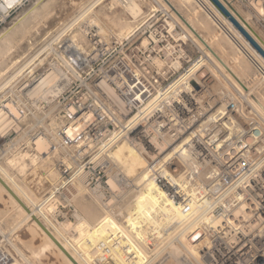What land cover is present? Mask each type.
Returning <instances> with one entry per match:
<instances>
[{"label":"built area","instance_id":"built-area-1","mask_svg":"<svg viewBox=\"0 0 264 264\" xmlns=\"http://www.w3.org/2000/svg\"><path fill=\"white\" fill-rule=\"evenodd\" d=\"M28 1L0 0V26ZM135 1L141 6L149 2ZM231 1L249 11L245 21L264 45V0L227 1L233 9ZM197 2L204 6L202 0ZM163 11L167 16L168 11ZM159 12L153 7L141 15L137 37L134 33L107 41L97 36L89 40L93 51L74 55L64 48L68 53L65 79L71 85L78 82L68 102L75 113L66 110L64 114L68 120L75 115L81 120L73 125V136L65 135L69 127L58 134L57 144L79 149L76 146L81 143L94 145L99 135L104 140L98 145L103 147L114 139L119 126L121 135L146 156L151 180L192 218L195 264H264V150L260 149L264 148V125L256 118L232 132L226 124H238L237 106L247 100L237 89L241 100L226 90L217 94L209 71L192 73L196 62L184 69L181 40L170 26L158 39L151 37L147 31ZM139 34L143 39L138 41ZM244 53L255 78L264 85V62L249 50ZM214 106L221 108L203 123ZM167 147L172 148L170 159H157ZM170 165L175 172L171 173ZM78 167L79 176L86 174L87 187L101 188L102 204L107 196L116 195L100 176L101 169L96 174L89 172L87 162ZM202 170L212 171L206 183L200 176ZM116 179L120 193L129 188L130 180L121 175Z\"/></svg>","mask_w":264,"mask_h":264},{"label":"rangeland","instance_id":"rangeland-1","mask_svg":"<svg viewBox=\"0 0 264 264\" xmlns=\"http://www.w3.org/2000/svg\"><path fill=\"white\" fill-rule=\"evenodd\" d=\"M61 1L64 2L65 0ZM73 1L74 0H66L65 4H63L67 7H64L62 2H60L59 0H29L21 9L12 14L6 20V22L0 26L1 36L4 30L13 26L16 22L19 21L20 18V20H22L25 17L26 29L24 28V33H21L18 36L16 42L19 45V43H21V41L24 39V43L22 42L20 44L22 45V47L20 45L19 47L16 44L18 48L17 46H15V49L13 48V51L10 50V53L6 52L7 56L5 55V58L3 57V60L0 63V101L3 99L13 100V102L16 103L20 109L25 110L26 115L25 119L21 122L23 130L21 132L10 131L3 138V142L0 143V170L10 179H12L13 184H15V186L19 188L20 193L22 192L23 196L20 193L18 194H20L22 197H24V194H26L28 197L35 198L37 206L35 210L38 212L39 218H41L42 222L49 229V231L55 234L57 239L61 243L65 244L69 251L73 252V254L76 255L80 263L116 264V262H118L117 264H182L181 259H179L178 257H166L167 252L160 254L158 257H155L153 261L149 262L151 258L147 257V253L154 247V245L156 244L155 240L158 239V237L154 235V229L151 221H154L157 218H162L164 220V224L162 225V227L163 231L166 234L174 230L178 223L172 221V219L170 218L171 211L169 206L165 205L163 201L156 200L151 197L149 198V189L151 188V184H153V182H149L148 180L143 182V178L135 182L134 176L130 174V177L128 176L126 178L128 180L132 179L129 182V188L124 189L123 193H120L121 190L118 186L119 184L116 182V178L121 174L124 176V173L117 166H115L114 163L112 164L105 154L107 153V147L110 148L112 146L110 149L113 148V145H115L113 144L115 140L116 144L117 141L120 142L123 140V138H121L123 137L121 135L122 129L119 126H117L115 129L113 140H111L108 144L105 143L103 147H99L100 145L98 144L100 143L95 144V141L94 145H92V147L86 153H83L81 149H76L74 147L65 149L58 146L57 144V146L60 147L58 148L59 153L54 156L50 155L52 158H50V160L48 159L46 163L48 161L49 162L47 164L44 163L43 166L40 164L41 162H32L30 160L27 161L23 169L5 165V161L7 158H11L18 153L28 151L29 153H33L31 154L32 156L35 154L31 146L29 145V139H31L30 137H33L34 133L37 130L43 131L45 129L44 126H49L52 120H54L55 123H60L59 121L63 120V114L66 111V108L69 106L68 102L72 95V91H75V86L78 82H73L72 85L69 84V86L71 85V88L67 86L68 88H64L62 92H55V96H53V94H48L47 98H38L33 105L28 104L27 101H23L20 99L17 92L18 86L21 83L29 82L32 77L40 73L41 70L49 64L59 67L63 71V73H66L64 68H66L65 60L68 53L64 52L63 43H65L66 41L68 42V40L70 41L74 35L77 36V42H79V45H82V49L85 50L84 52L87 53L93 51L94 44H92L88 40L84 29V26L92 23V20L93 22L94 20L100 21L105 26V28L110 31L107 32L108 35L106 37L101 36L107 41H112L114 39L119 40L121 38L131 36L135 33L134 30L141 25V22H143L142 20H140V17L134 21L133 18L123 10V7L120 4H117L114 10L108 11L109 0H100L99 2L98 0H78L79 3L77 2V0H75L76 5ZM58 2L59 4L61 3L60 7ZM71 2L75 7L71 4ZM166 3L171 4L173 11L181 18L186 28L177 18V16L172 13L170 7ZM33 7L36 8L29 14L28 11ZM153 7L157 8V10H159L161 13L159 12L153 17L151 28L148 29L147 33H149L151 37L158 39L160 34L168 30V26H170L171 30L175 31L181 40L178 41V43H181L183 48V59L181 60V64L184 69L190 67L197 60H200V64H204L202 70L205 69V71H209L212 75L213 73L218 75V70L220 69L222 70V72H224L221 65L217 64L218 62H216L212 57H209V50H207V48L199 41L200 38L202 39L206 37V31L199 27V23H206L210 17L207 16L208 14H205L202 9L195 4V2H192L190 5L187 4L186 6H179L176 3V0H149L147 4L140 6L142 11H144V15L148 14ZM47 9L48 11L51 9L49 13ZM233 9L239 11V13H241L243 16L249 18V11H247L246 9H243L238 5ZM37 10H40V13H44V16ZM55 10H58V13ZM163 10L168 11L167 16ZM45 11L47 16L45 15ZM194 11L197 12L193 14ZM51 12L53 15L51 17H48L49 15H51ZM80 12H82V14L84 13L85 16H82L83 18L79 19L80 21L78 20L77 24H73L70 30L69 26L71 25V21L74 23L76 21V18L78 19L77 15H79ZM87 12L89 15L87 14ZM59 13H61V15ZM38 14L40 17L42 15V17L40 18L41 24L38 19ZM103 14L106 17L108 15L109 18L102 16ZM50 18H52L51 22H49ZM89 18H92V20H89ZM119 18L123 21H132L131 29L124 32V37H119L117 27L115 28L110 21L111 19L118 20ZM35 19L39 21L37 24V21L34 23L36 24V26L33 24V21H35ZM43 20H46L45 23ZM107 20L108 22H106ZM29 23H31V26H29ZM213 23L209 22L210 29L217 30L216 25ZM38 24H40V27L38 26ZM44 24L45 26H43ZM32 25L35 26V29H33L34 26ZM30 27L32 28V30L30 29ZM44 27L45 29H43ZM26 30L29 34L26 33ZM77 31L80 35L81 33H83L82 36H78ZM30 33L33 34L30 35ZM189 33L195 40L192 39ZM24 34H27L29 36H25ZM136 34L137 32L133 36H136ZM221 35V45L223 44L227 50V53L224 57L226 60H229L233 52L226 43V40L228 41L227 36H225V34ZM138 37V41L140 39H143L142 37H140V34ZM2 41L3 39H0V44ZM212 47L214 49V52L219 51L218 44L214 43L212 44ZM206 55H208V57H205ZM12 56L15 57L13 58ZM206 58H212L213 60L211 59V61H209ZM241 58L242 59H240L239 63L234 64V68L240 72V77H243L241 80L246 81L243 82L247 84L246 89L242 85L240 86L238 83H236V81L232 77H229L228 74H225V81H223L222 77L220 78L219 76H215L218 80L220 79L225 84H223L222 86H225V88L227 86V89L225 90L232 92L238 100H241V98L238 95L236 89L243 93L244 98H246L247 100V102L241 100L242 105H240V111L243 115V121L247 122L252 119L256 120V118H258L259 121L261 120L262 122H259L260 124H258L264 125V113H261L263 112V110L259 108L256 103V99L257 101H262L264 99V85L261 83L259 84V86L255 85L250 87L252 85L251 80L255 78L254 71L249 61L244 56H241ZM194 71L195 69L193 70V72ZM211 71L214 72L212 73ZM1 72L4 73L2 74ZM73 77H75V75H73ZM217 79H215V82H219L217 81ZM222 90L224 91V89H221V91ZM262 102L264 103V101ZM45 131L46 130H44V132ZM45 134L47 136L49 135L47 132H45ZM49 138L53 137H51L50 135ZM54 141L57 142V137L53 138V140L51 139V142L53 144L56 143ZM80 150L82 153L79 152ZM262 157H264V154ZM64 159L66 161V165L63 164V166H60V161ZM108 160L109 162H107ZM80 162H87L89 164L90 168H86V170L89 172L96 174L98 173L99 169H101L100 176L103 175L104 182L108 181L110 177L109 175L112 174V177L113 179H115V183L118 189L116 191L113 190L114 192H116V195L107 196L106 199L107 201L112 199L115 201L116 210L114 213H110L106 210L105 207H107V201L104 203L105 205L102 204L101 200L96 198L94 196V193L90 191V187L86 188L87 190H85V188H83L79 184L78 179L81 175L79 176V172L77 171L79 169L78 165L80 164ZM102 162L104 164H102ZM94 164H96L98 168L94 169ZM66 166H69V170L67 169V171L65 172L64 169ZM50 172H55L56 174H54V176H51L52 173L50 174ZM48 173L49 175H47ZM84 175L86 176V174ZM75 180L77 182H75ZM72 181H74L77 185L79 184V187L81 186L84 190L83 192H81L82 194L79 193L80 195L78 194L77 196L71 198L68 197L64 191L65 187H67ZM4 196V191H1L0 250L5 252L9 251L12 254L14 252L13 245H15L17 246V248L25 252L27 256L31 257V250L37 247L39 243V236H36L37 234L35 232L33 233L31 229H23L24 226L22 224L19 227L16 226L17 223L21 220V215L19 216L20 213H18V210L15 208V206H13L14 200L7 199ZM4 199L6 201H4ZM44 203H48V206L42 209L41 207ZM142 213L149 214L151 219L145 220L148 216H143L139 220V216ZM58 214L60 215L57 216ZM77 218H81L87 221L90 226L88 227L87 231L76 238L77 234L74 236L73 234L74 231H77ZM65 219L70 220L74 226L69 228L63 226V222ZM95 234L97 235L95 239H92L91 241L87 240ZM86 242L87 244L84 245V243ZM168 251L170 252V250ZM123 260L125 262H123ZM37 264L47 263L44 259Z\"/></svg>","mask_w":264,"mask_h":264},{"label":"bare ground","instance_id":"bare-ground-1","mask_svg":"<svg viewBox=\"0 0 264 264\" xmlns=\"http://www.w3.org/2000/svg\"><path fill=\"white\" fill-rule=\"evenodd\" d=\"M59 1L62 2V4L63 3L65 4L66 0L64 2L61 0H59ZM99 1L100 0H98V2ZM202 1L204 2V6L203 5L201 6L197 2V0H176V3L179 6H186L187 4L190 5L192 2H195V4L197 6H199L205 14H208L207 16L210 17L209 20L206 23H199V27H201L202 29H204L206 31V37H204L202 39L200 38V40L199 39L198 40L200 41V43L202 45H204L207 48V50H209V53L211 54V55L209 54V57H212L216 62H218L217 64L221 65V67L225 73L222 72L221 69L218 70V75L214 74L213 73L214 71L213 72L211 71V72L213 73L215 79H217L216 76H219L220 78L221 77L223 78V81H225V79H226L225 74H228V76L232 77L236 81V83H238L240 86L242 85L246 89L247 84L243 83L246 81L241 80L243 77L242 78L240 77L241 74L238 70H236L234 68V66H235L234 64L240 62V59H242L241 56H243V54H245L244 51H246V50H249V51L257 54V56L260 58V60L262 62H264V58H262V56L252 47V45L244 38V36L232 25V23L227 19V17H225L223 14H221L219 12V10L214 6V4L210 0H202ZM73 2H75V0ZM77 2H78V0H77ZM160 2H163V1H160ZM219 2L232 14V16L240 23V25L243 26L264 47L262 41H260L257 38V36H255V34L251 31V29H249V27L245 21V20H247V17L243 16L241 13H239V11L231 9L229 7V5L227 4V0H219ZM58 4H59V2H58ZM64 4H63V6H64ZM71 4H72V2H71ZM74 4L76 5V2ZM108 4H109L108 8L110 9V10L108 9V11L114 10L115 6H117V4H120L123 7V10L127 14H129L130 17H132L134 21L137 20V18L141 17V15H143V13H144V11H142V9H141L142 7L140 8L141 5L137 4L135 0H109ZM166 4L170 7L172 13L175 16H177V18L182 22L181 18L173 11L171 4H169V3H166ZM54 6H56V5H54ZM60 6H61V3L59 4V7ZM79 6H80V4H79ZM50 7H51V5H50ZM64 7H67V6H64ZM35 8L36 7L31 8L28 11V13L30 14V12H33V10ZM52 9H54V8H52ZM59 9H61V8H59ZM207 10H209L210 12H213V15H210L209 11H207ZM47 11H48V9H47ZM49 11H48V13H49ZM55 11L57 12L58 10H55ZM87 11H88V9H87ZM43 12H44V10H43ZM52 12H53V10H52ZM52 12H51V15H49L48 17H51L53 15ZM85 12H86V10H85ZM196 12L197 11H194L193 14H195ZM40 14L43 15L44 13H40ZM59 14L61 15V13H59ZM65 14H67V13H65ZM80 14H79L80 16L77 15L78 19L76 18V21L73 20V21H75L74 23L71 21V23H70L71 25L68 24V25H70L69 26L70 30H71V28H72L71 26L73 24H77V21L79 19H82L83 18L82 16H85V14L84 13L82 14V12H80ZM87 14H88V12H87ZM42 15H41V17H42ZM45 15H46V11H45ZM102 16H104V14ZM41 17L38 14L39 21H40ZM59 17H61V16H59ZM104 17H106V16H104ZM65 18H67V17H65ZM106 18H109L108 15ZM20 19L13 26L4 30L0 36V39H3V41L0 44V63L3 60V57L5 58V55L7 53H10L11 52L10 50H12L15 46L18 45L16 43L18 36L21 33H24V31H25L24 30V28L26 27L25 26V17L22 20H20ZM45 19H47V18H45ZM51 19L52 18H50L49 22H51ZM89 20H92V18L91 19L89 18ZM36 21L37 20L35 19V21H33V24ZM39 21H37L36 24ZM45 21H44V23H45ZM86 21H88V20H86ZM110 21H111V24L115 28L117 27L119 37H124V32L131 29V22L132 21H130V22L123 21L120 18L118 20L111 19ZM106 22H108V20ZM209 22L215 24L217 27V30H211L209 27ZM29 24L28 25L31 26V23H29ZM36 24H34V25L36 26ZM40 24H41V21H40ZM40 24H38L39 27H40ZM182 24H183V22H182ZM34 25H32V26H34ZM35 26L33 29H35ZM43 26H45V24ZM80 27H82V26H80ZM84 27H85L84 28L85 34H86L88 40H90V41H93L97 36H105L106 37L108 35L107 32H110L98 20L97 21L94 20V22L92 20V23H89L87 26H84ZM184 27H185V25H184ZM73 28H74V26H73ZM30 29L32 30L31 27H30ZM43 29H45V27ZM82 29H81V32H82ZM27 30H26V33H27ZM43 31H42V33H43ZM77 33H78V31H77ZM27 34H29V33H27ZM31 34H33V33H30V35ZM36 34H37V32H36ZM82 34L83 33H81V35H80L78 33V36H82ZM221 34H225V36H227L228 41L226 40V43L228 44L229 48L233 52L232 56L230 57L229 60H226L224 57L227 53V50L223 44L221 45V43H222V42H220V38L222 37ZM194 35H197V34H194ZM27 36H29V35H27ZM190 36L192 37L191 34H190ZM34 38H35V36H34ZM79 38H83V37H79ZM31 39H32V37H31ZM84 39H86V38H84ZM192 39L195 40L193 37H192ZM23 40L22 41L20 40L21 43L23 42ZM28 40H30V39H28ZM101 40L104 41L103 39H101ZM63 41H65V40H63ZM82 42H83V40H82ZM21 43H19V45ZM214 43L219 45V47H218L219 51L214 52V49L212 47V44H214ZM18 46H17V48H18ZM20 46L22 47V45H20ZM63 46L67 52H70L73 55L85 51L84 49H82V45H79V42H77V36L76 35H74L70 41L68 40V42L66 41L65 43H63ZM205 57H208V55H206ZM11 59H10V61H11ZM206 59L211 61V59H209V58H206ZM30 61H31V59H30ZM16 62H15V64H16ZM12 64H13V62H12ZM199 64H200V62L198 60L192 66V68H191L192 73H193L194 69H195L194 72H199L202 70V67H204V64L202 63V64H200V66H199ZM214 65H216V64H214ZM216 72H217V70H216ZM1 73L3 74L4 72H1ZM177 81L178 80H176L175 82H177ZM217 81H219V82L215 83V92L217 94H221V89L225 90V89H227V86H226V88H225V86H222L224 83L220 79L219 80L217 79ZM257 81L258 80H256L255 78L252 79L251 80L252 85L250 84L251 85L250 87L255 86V85L259 86L260 83ZM67 86H69V82L66 81L63 71L59 67L49 64L48 66L43 68L40 73H38L37 75L32 77V79L29 82L21 83L17 88V92H18L21 100H23V101L25 100L28 102V104L33 105L34 102L38 98H47L48 94H53V96H55V94H54L55 92H57V93L62 92V90L64 88H66ZM247 90H249V89H247ZM240 93H242V92L240 91ZM109 94L115 99L113 92L110 91ZM231 98L235 101V98L233 96H231ZM262 101H264V99ZM262 101H257V99H256L257 105L259 106V108H261L263 110V112H261V113H264V103ZM237 107H238V111L241 114L240 117L236 116V118H237L236 121L238 124H231V123L226 124L227 126H229V128L232 130V132L240 131L241 126H243V124L245 123V121H243V115L240 111V109H241L240 105ZM220 108L221 107H219V106L216 108L214 106L212 109V114L210 115V117L204 118L203 123L209 122L211 120L213 114L215 113L214 111L219 110ZM66 110L67 111L70 110V112L75 113L73 111L72 107H68V108H66ZM25 117H26L25 110L20 109L19 106L13 102V100L3 99L0 101V143L3 142V138L10 131L21 132L23 130L22 126H21V122H22V120L25 119ZM51 120H52V118H51ZM80 120L81 119L78 117V115H75L72 120H68V118L65 114H63V120L59 121L60 123H55V121L52 120L51 123L49 124V126L47 124H46L47 126H44L45 127L44 130H46L45 132H47L49 134L48 136L45 134L44 130L43 131L37 130L34 133L33 137L32 136L30 137L31 139H29L30 140L29 145L31 146L32 150L35 152V154L33 156L31 155L33 153H29L28 151L23 152V153H18L17 155H14V156L12 155L13 157H11V158H7L6 161L4 160L5 165L19 167L20 169H23V167L26 165L27 161L30 160L32 162H37V161L41 162L40 164L43 166V164L46 163V161L48 159L50 160V158H52L51 157L52 155L54 156L57 153H59L58 148H60V147L57 146L56 141H54L56 143L53 144L51 142V139L53 140V138H55L58 134L62 133L63 130L67 127H69V128L65 131L66 132L65 135L73 136V134H74L73 125L74 124L78 125ZM50 135L53 138H49ZM121 138H123V140L120 142L117 141V144L115 143L116 140L114 141L113 144H115V145H113L112 149H110L112 146L110 148L107 147V150L105 149L107 152L105 154L109 158L110 162L112 164L114 163L115 166H117L121 171H123L124 176L122 174L121 175L124 178H127L130 174H132V176H134V178H135L134 179L135 182H137V180H139L141 178H143L142 179L143 182L147 181V180L149 182L150 181L153 182V184H151V188L149 189L150 190L149 198L151 197V198H154L156 200L163 201V203H165V205L169 206L170 211H171L170 218L172 219V221H175L176 223H178V225L176 226V228L174 230H172L171 232H168L166 234L163 231L162 225L164 224L163 223L164 220L162 218H157L154 221H151L153 229H154V235L157 236L158 239L155 240L156 244L154 245V247L147 253V257L151 258V260H149V262L153 261V259L155 257H158L160 254L167 252L166 257H169V256L178 257L179 259H181L182 264H195L194 259L197 257V250H196L194 244L192 243V241L190 239V234H191L190 232H191V229L193 228V224H194L192 218L186 217L185 214L180 211V208H179V205L177 204V202L173 201L172 198L170 196H168L160 188V186L158 184H156L153 180H151V178L148 174V169L150 168V166H148L146 156L144 155V153L140 152L138 149L133 147L127 137H121ZM103 140H104V138H102V139H101V137L99 138V135H97L95 137V141L97 143H100ZM263 141H264V139H263ZM76 147L81 149L83 153H86L92 147V144L81 143ZM260 149H261V151L264 150V148H260ZM171 150H172L171 147L164 148V150L162 151L163 153H159L161 155L157 156V159L161 158V156L166 157V159H170V157L172 156ZM262 159H264V157H262ZM109 160L107 162H109ZM60 162H61L60 166H63V164L66 165L65 159L60 161ZM169 162L172 165L173 162L172 161H169ZM102 164H104V163L102 162ZM171 165H170V169H171V173H172V172H175V167L173 168V166H171ZM69 166H66V168ZM156 167H157V165L154 166L155 169H157ZM59 169H60V167H59ZM151 169H153V168H151ZM51 173H52L51 176H54V174H56L55 172H50V174ZM47 175H49V173ZM109 176L110 177L107 181V184L109 185L111 190L116 191L118 189V187L115 183V179H113L112 174H110ZM200 176L202 178V181L206 183L211 178L212 171L211 170H202L200 173ZM84 179H85V175L82 174L79 177L78 182L83 188H85V190H87L86 188H88V187L86 186ZM75 182H77V181L75 180ZM75 182L72 181L71 183H69V185L67 187H65L64 192L68 197H71V198L75 197L79 193L83 192V190H84V189H82L81 186L79 187V184L77 185ZM1 191H4V194H5L4 197H6L7 199L14 200L13 206H15V208L18 210V213H20L19 216L21 215V220L17 223L16 226L19 227L22 224L24 226L23 229H25V228H28V230L31 229L33 231V233L35 232L37 234L36 236H39V238H38L39 243L35 249L31 250V257L27 256L25 254V252H23L21 249L17 248V246H15V245H13L14 252L12 254L9 251L5 252V251L0 250V264H37L38 262L43 261L44 259H45V262L47 264H82V263H80V261L76 257V255H74L73 252L69 251L67 246L65 244L61 243L57 239L55 234H53L51 231H49V229L44 225L41 218H39L38 212L35 210L37 207L36 202H35L36 201L35 198L28 197L26 194H24V197H25V199H24V197H22L23 196L22 192L20 193L19 188L16 187L15 184H13L12 179H10L6 174H4L0 170V195H1ZM90 191L94 193V196L96 198L101 199L103 193H102L101 188L99 186L91 188ZM18 193H20L22 196ZM14 196H16L23 203V205L25 206L26 209L23 208L15 200ZM4 201H6V200L4 199ZM47 204L48 203H44L41 208L42 209L46 208L48 206ZM115 205H116V203L112 199V200L107 201V207H105V208L108 212L114 213L116 210ZM52 209H55V208H52ZM143 216H148L145 220L151 219L149 214L142 213L139 216V220ZM76 221H77L76 222V230L77 231H74L73 236L77 234V236H76V238H77L81 234H83L85 231L88 230V227L90 226V224L81 218H77ZM63 226L69 228V227H72L74 225L70 220L65 219L63 222ZM31 236H33V235H31ZM96 237H97V235L95 234L94 236H92L91 238H88L87 240L91 241L92 239H95ZM85 244H87V242L84 243V245ZM168 250H170V252ZM123 262H125V261L123 260ZM117 263L118 262H116V264Z\"/></svg>","mask_w":264,"mask_h":264},{"label":"water","instance_id":"water-1","mask_svg":"<svg viewBox=\"0 0 264 264\" xmlns=\"http://www.w3.org/2000/svg\"><path fill=\"white\" fill-rule=\"evenodd\" d=\"M214 6L232 23V25L244 36V38L252 45V47L264 58V50L260 45L252 38V36L245 30L243 26L232 16V14L219 2V0H210ZM15 200L23 207V203L14 196ZM26 209V208H25Z\"/></svg>","mask_w":264,"mask_h":264},{"label":"crops","instance_id":"crops-1","mask_svg":"<svg viewBox=\"0 0 264 264\" xmlns=\"http://www.w3.org/2000/svg\"><path fill=\"white\" fill-rule=\"evenodd\" d=\"M227 1H229V0H227ZM230 3H231V6H232V7H235V6H236V4L233 3V1H231ZM45 198H46V197H45ZM45 198H44V199H45ZM44 199H43V200H44Z\"/></svg>","mask_w":264,"mask_h":264}]
</instances>
